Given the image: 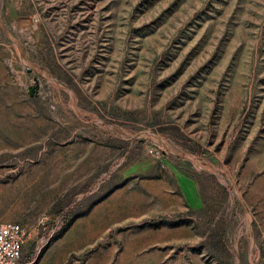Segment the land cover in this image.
Listing matches in <instances>:
<instances>
[{
    "label": "rangeland",
    "instance_id": "374dc122",
    "mask_svg": "<svg viewBox=\"0 0 264 264\" xmlns=\"http://www.w3.org/2000/svg\"><path fill=\"white\" fill-rule=\"evenodd\" d=\"M23 264H264V0H0V222Z\"/></svg>",
    "mask_w": 264,
    "mask_h": 264
},
{
    "label": "built area",
    "instance_id": "2783aa9c",
    "mask_svg": "<svg viewBox=\"0 0 264 264\" xmlns=\"http://www.w3.org/2000/svg\"><path fill=\"white\" fill-rule=\"evenodd\" d=\"M27 228L12 221L0 222V264H23Z\"/></svg>",
    "mask_w": 264,
    "mask_h": 264
}]
</instances>
